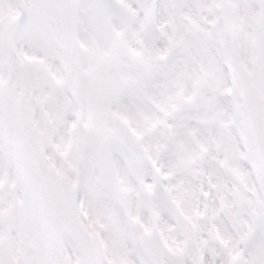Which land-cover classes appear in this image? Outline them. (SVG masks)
<instances>
[{"label": "snow or ice", "instance_id": "6c2138e0", "mask_svg": "<svg viewBox=\"0 0 264 264\" xmlns=\"http://www.w3.org/2000/svg\"><path fill=\"white\" fill-rule=\"evenodd\" d=\"M0 264H264V0H0Z\"/></svg>", "mask_w": 264, "mask_h": 264}]
</instances>
